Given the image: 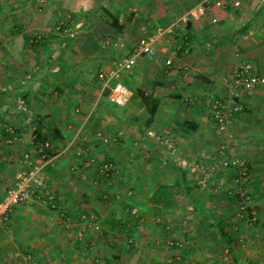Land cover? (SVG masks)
Here are the masks:
<instances>
[{"label":"crops","instance_id":"crops-1","mask_svg":"<svg viewBox=\"0 0 264 264\" xmlns=\"http://www.w3.org/2000/svg\"><path fill=\"white\" fill-rule=\"evenodd\" d=\"M198 1L103 0L134 4L124 21L119 7L106 6L122 24L115 29L96 0H0V190L25 165L37 133L52 151L45 198L0 216V264H221L237 250L264 264V84L240 90L242 109L232 110L223 133L210 110L239 65L264 75V0H212L190 16L166 36L176 46L160 44L118 76L131 90L124 104L109 98L98 74L127 55L145 28L168 25ZM220 144L248 167L252 219L238 214L236 191L216 187L232 185L237 166H219L207 188L199 183L200 170L220 165ZM78 148L112 159L110 183L94 182ZM172 184L189 185L194 201L154 205L152 195ZM91 213L101 232L91 230ZM170 237L184 247L168 246Z\"/></svg>","mask_w":264,"mask_h":264},{"label":"built area","instance_id":"built-area-1","mask_svg":"<svg viewBox=\"0 0 264 264\" xmlns=\"http://www.w3.org/2000/svg\"><path fill=\"white\" fill-rule=\"evenodd\" d=\"M44 1L45 0H38L39 3H43ZM211 1L212 0H199L196 5L176 17L170 24L166 26H157L152 32L143 34L138 38L136 44L127 55L120 56L115 60L113 67L108 72L100 71L98 74L102 80V85L108 87L110 90L109 98L115 103L124 104L130 96L131 90L129 85L118 76L122 72L131 71L137 64L139 56L156 54L159 48H163V40L166 38L167 34L173 32L179 24L185 25L190 16L200 14ZM239 3V0H233L235 6L239 5ZM215 19L216 18L214 17L213 20ZM57 27L60 28L61 25H58ZM170 52H174L173 48ZM165 62L171 63L172 56L166 57ZM224 80L226 81L228 90L226 97L223 98L216 96L210 101L212 117L216 128L220 133L227 130L232 110L242 109V104L238 101L240 90H252L257 85L264 84V75L250 73L248 66L241 64L232 75L226 76ZM5 129L12 134V136L15 133V129L11 124H7ZM148 133L154 135L152 130H149ZM12 136L8 138L9 142L13 140ZM71 143H73V140H71ZM50 145V140L45 139L35 143L32 150L23 152L25 165L16 171L12 183L4 190H0V216L9 210L14 204L22 200L28 199L32 196L37 197L38 199L45 198L43 197V194L48 193L46 191V164L49 158L46 154V149L49 148ZM225 150V145L222 144L219 146L218 151L219 154L222 155L219 161L220 165H218L217 161H213L208 167L209 173L207 176L202 177V183L206 184L208 179L210 181L211 178L209 176L215 173L219 166H227L230 163L237 166V171H235V175L232 178V185L228 184L226 180H221L216 187H221L222 190H227L230 193L236 191L240 195L237 200L238 214L240 217L248 215L249 218L252 219L254 218L255 211L252 204V197L248 189V167L244 162L238 161L237 159H229L225 154ZM76 154L77 158H80L81 156L85 166H92L95 169V183H103V185L104 183H110L111 179L108 177L114 168L112 160L100 159L95 154L83 151L79 148L76 149ZM52 197L53 195L49 194L48 198L52 199ZM52 205L58 207L62 217H64L65 211H63L64 209L62 206L55 205L53 202ZM131 211L136 213V208H133ZM89 218L94 223L97 232H101V225L95 220V216L91 213ZM128 239L129 241L132 240L131 237ZM167 244L170 246L181 247L183 243L179 239L170 237L167 240ZM236 264H252V261L248 258L238 259Z\"/></svg>","mask_w":264,"mask_h":264},{"label":"trees","instance_id":"trees-1","mask_svg":"<svg viewBox=\"0 0 264 264\" xmlns=\"http://www.w3.org/2000/svg\"><path fill=\"white\" fill-rule=\"evenodd\" d=\"M97 1V0H96ZM100 3H94L95 7H99ZM101 5V4H100ZM94 7V9H96ZM108 22L114 26L115 29H119L122 27V24L119 22V18L113 14L108 8H103ZM187 24V22H186ZM63 29L62 27H60ZM44 134L37 133L34 142L43 141L46 138ZM52 151L47 148L46 154L49 157ZM112 160V159H111ZM239 197V196H238ZM151 201L154 205L163 206V205H176V206H186L187 204L194 201V198L191 193L190 186L187 184H172L167 187H162L156 193H154L151 197ZM130 209V208H129ZM132 208L130 209V211ZM132 212V211H131ZM133 213V212H132Z\"/></svg>","mask_w":264,"mask_h":264},{"label":"rangeland","instance_id":"rangeland-1","mask_svg":"<svg viewBox=\"0 0 264 264\" xmlns=\"http://www.w3.org/2000/svg\"><path fill=\"white\" fill-rule=\"evenodd\" d=\"M102 1H103V0H97L96 2L101 4V5L99 4V7H98V8H99V10L103 13V15H106V14H105L104 10L102 9V7H103V8H106V6H107V7H110L111 10H113V11L115 10V7H116V8L119 7V9H121L120 11H121L122 13H124V14H122V20H123V21L126 19V17H128L129 12L132 11V7L134 6V4H133V5L131 6V8H128V3L125 4V3H123V2H121V4L119 3L118 5H114V6H113V5H110V6H109V5H108V2H104V3H106V5H105V4H103ZM132 1H134V0H132ZM136 7H139V6L136 5ZM118 12H119V11H117V14H118ZM119 13H120V12H119ZM118 15H119V14H118ZM173 20H174V19H173ZM173 20H172V21H173ZM61 21H62V20H61ZM61 21H60V22H61ZM172 21H170V22H172ZM170 22H169V23H170ZM57 23H58V22H57ZM57 23L54 25V29H55L56 31L64 30V29L58 28V27H57V26H58ZM169 23H168V24H169ZM157 25L165 26V25H163V24H162V25H161V24H157ZM166 25H167V24H166ZM181 26H183V25H182V24H179L178 26H176V28L173 30L172 33H174V32L177 31V30L179 31V28H180ZM156 27H157V26H156ZM156 27H155V25H153V26H151V27H149V28H145V30H143L142 33H143V32H144V33H145V32H151V31L154 30ZM142 33H141V34H142ZM170 37H171V36H170ZM170 37H168V39L165 38V39L163 40L164 43H166L167 45H169L168 43H171V44H170L171 46H172V45H173V46H176V44H177V43H176V40H175L174 38H170ZM105 43H106V42H105ZM220 145H222V144H220ZM220 145H219V146H220ZM223 145H224V144H223ZM218 156L220 157V154H219V153H218ZM209 166H210V164H209ZM223 168H225V167H223ZM218 169H219V167H218ZM219 170H220V169H219ZM218 172H219V171H218ZM200 173H201V175H203V176H207V174L209 173V172H208V166H205L204 171H201V170H200ZM203 176H202V177H203ZM202 177H201L199 183H200V185H201L203 188H204V187L207 188V187L209 186L208 183H209L210 181H209V179H208V182L206 181L207 183H206V184H203V183H202ZM220 181H221V180H220ZM220 181H218V182L216 183V185L219 184ZM218 189H219V190H222L221 187H218ZM215 190H217V189H215ZM222 191H223V190H222ZM136 212H137V208H136ZM237 216H239V215L237 214ZM99 223H100V225L103 224L102 221L99 222ZM103 226H104V225H103ZM101 227H102V226H101ZM90 228H91V230H93V231H97V230L95 229V227H94V223H93L92 221H91V224H90ZM101 229H102V228H101ZM238 235L241 236V237L237 236L238 240H235V241H236V242H237V241L241 242V245H242V242L245 241V240L243 239L244 237H243V235L240 234V233H238ZM176 239H177V238H176ZM179 240H181V239H179ZM181 241H182V240H181ZM245 242H246V241H245ZM245 242H244V243H245ZM165 243L167 244V242H165ZM182 243H183L182 246L184 247L185 240L182 241ZM167 245H168V244H167ZM168 246H170V245H168ZM182 246H181V247H182ZM178 248H180V247H178ZM232 250H236V247L234 246V248H233ZM233 253H234L235 255H234V254H233V255H232V254H227V255H225L226 257H224V260L227 261V263L222 262L221 264H236V262L238 261V259H247V258H249V259L252 261V264H259V262H257V261H253V259L250 258V257L244 256V255H239V254H238V250H237L236 252L234 251ZM262 262H264V261H262Z\"/></svg>","mask_w":264,"mask_h":264},{"label":"bare ground","instance_id":"bare-ground-1","mask_svg":"<svg viewBox=\"0 0 264 264\" xmlns=\"http://www.w3.org/2000/svg\"><path fill=\"white\" fill-rule=\"evenodd\" d=\"M138 62V61H137ZM102 228V227H101Z\"/></svg>","mask_w":264,"mask_h":264}]
</instances>
